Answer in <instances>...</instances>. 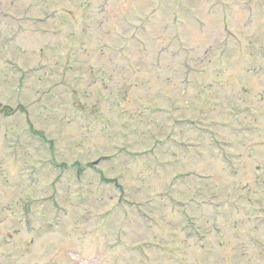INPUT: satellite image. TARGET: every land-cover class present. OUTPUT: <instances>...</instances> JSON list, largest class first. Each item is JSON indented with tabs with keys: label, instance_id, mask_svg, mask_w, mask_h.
Masks as SVG:
<instances>
[{
	"label": "rangeland",
	"instance_id": "obj_1",
	"mask_svg": "<svg viewBox=\"0 0 264 264\" xmlns=\"http://www.w3.org/2000/svg\"><path fill=\"white\" fill-rule=\"evenodd\" d=\"M0 264H264V0H0Z\"/></svg>",
	"mask_w": 264,
	"mask_h": 264
}]
</instances>
